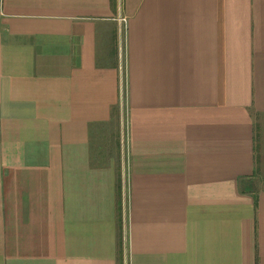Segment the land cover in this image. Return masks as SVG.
Returning a JSON list of instances; mask_svg holds the SVG:
<instances>
[{"label":"crops","instance_id":"0c3cea01","mask_svg":"<svg viewBox=\"0 0 264 264\" xmlns=\"http://www.w3.org/2000/svg\"><path fill=\"white\" fill-rule=\"evenodd\" d=\"M258 114L264 0H0V264H264Z\"/></svg>","mask_w":264,"mask_h":264},{"label":"rangeland","instance_id":"374dc122","mask_svg":"<svg viewBox=\"0 0 264 264\" xmlns=\"http://www.w3.org/2000/svg\"><path fill=\"white\" fill-rule=\"evenodd\" d=\"M255 119H256L255 125H256L257 129L259 131H261V136L264 137V115L258 114L255 117ZM259 138H260V134H259Z\"/></svg>","mask_w":264,"mask_h":264}]
</instances>
